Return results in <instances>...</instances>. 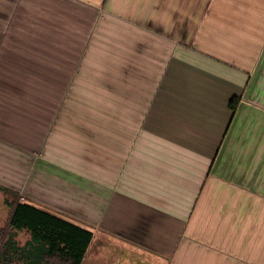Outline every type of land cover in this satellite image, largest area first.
Masks as SVG:
<instances>
[{"label": "crops", "instance_id": "1", "mask_svg": "<svg viewBox=\"0 0 264 264\" xmlns=\"http://www.w3.org/2000/svg\"><path fill=\"white\" fill-rule=\"evenodd\" d=\"M0 181L82 264H264V0H0Z\"/></svg>", "mask_w": 264, "mask_h": 264}, {"label": "trees", "instance_id": "2", "mask_svg": "<svg viewBox=\"0 0 264 264\" xmlns=\"http://www.w3.org/2000/svg\"><path fill=\"white\" fill-rule=\"evenodd\" d=\"M237 98L231 106L236 108ZM0 189L11 196L8 225L0 231V264H82L93 232L73 221L21 200L10 187ZM27 230L29 239L20 245L17 232Z\"/></svg>", "mask_w": 264, "mask_h": 264}, {"label": "rangeland", "instance_id": "3", "mask_svg": "<svg viewBox=\"0 0 264 264\" xmlns=\"http://www.w3.org/2000/svg\"><path fill=\"white\" fill-rule=\"evenodd\" d=\"M0 185H4L0 181ZM5 186V185H4ZM11 196L7 195L0 189V231L8 225L10 205L9 201ZM30 237V233L27 230L17 232L16 240L20 245H23ZM13 264H23L22 262L15 261Z\"/></svg>", "mask_w": 264, "mask_h": 264}]
</instances>
